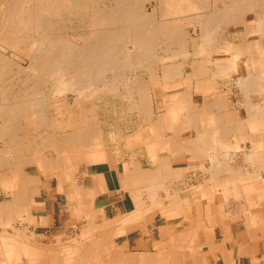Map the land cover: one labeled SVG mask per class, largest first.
<instances>
[{"label": "bare ground", "instance_id": "bare-ground-1", "mask_svg": "<svg viewBox=\"0 0 264 264\" xmlns=\"http://www.w3.org/2000/svg\"><path fill=\"white\" fill-rule=\"evenodd\" d=\"M152 1L0 0V189L8 182L13 188L18 176L31 179L26 172L32 167L59 170L64 149L103 138L100 113L109 103L149 115L152 103L140 85L145 73L162 78L168 73L156 75L161 66L174 74H184L185 67L200 85L212 80L210 73L214 80L230 79V69L212 71L208 61L230 57L228 38L218 36L230 37L243 12L256 21L244 35L264 30V0H160L161 19L150 13ZM240 87L264 94V71L245 75ZM263 105L251 108L259 115ZM139 189L131 194L137 210L119 219L122 226L153 210L151 194H145L150 188ZM34 201L22 188L13 200L0 202V264H149L141 251L119 253L124 229L118 220L104 224L107 219L97 222L90 214L79 235L66 229L45 232L44 239L36 226L48 218L40 216L37 224ZM159 264L169 262L161 257Z\"/></svg>", "mask_w": 264, "mask_h": 264}, {"label": "crops", "instance_id": "crops-1", "mask_svg": "<svg viewBox=\"0 0 264 264\" xmlns=\"http://www.w3.org/2000/svg\"><path fill=\"white\" fill-rule=\"evenodd\" d=\"M147 6L161 19L160 0ZM254 22L243 12L230 37L218 36L229 39L230 57L214 55L208 62L212 71L230 69V79L214 80L210 73L212 80L200 85L185 67L184 74H174L161 66L156 75L168 73L162 78L145 73L140 85L152 103L149 115L125 108L118 113L109 103L100 110L103 138L64 149L59 170L29 168L31 179L18 176L13 188L6 183L0 202L26 189L37 201L31 204L37 224L40 216L48 218L36 227L65 234L78 231L90 214L99 216H90L97 222L121 224V217L137 210L134 192L148 186L153 210L119 225L121 254L141 251L149 264L161 257L169 264H264V113L251 108L264 104V94L240 87L245 75L264 71V30L244 35ZM91 209L96 213L85 214Z\"/></svg>", "mask_w": 264, "mask_h": 264}, {"label": "rangeland", "instance_id": "rangeland-1", "mask_svg": "<svg viewBox=\"0 0 264 264\" xmlns=\"http://www.w3.org/2000/svg\"><path fill=\"white\" fill-rule=\"evenodd\" d=\"M153 2V1H152ZM250 18H252V14H251V16H250ZM0 197H2V196H0ZM67 215V218H68V222L70 223V224H74L76 221H74V219H71V218H69V216H68V213H66L65 214V216ZM81 231V229H79L78 230V232H74V235H79V232ZM81 233V232H80ZM41 236L44 238V239H46L47 237V234L45 233V232H42V234H41ZM69 239V237H67V238H64L63 240L64 241H66V240H68ZM120 253V252H119Z\"/></svg>", "mask_w": 264, "mask_h": 264}]
</instances>
